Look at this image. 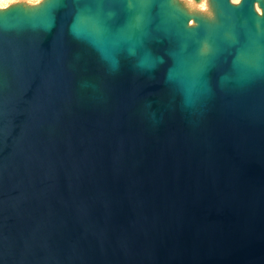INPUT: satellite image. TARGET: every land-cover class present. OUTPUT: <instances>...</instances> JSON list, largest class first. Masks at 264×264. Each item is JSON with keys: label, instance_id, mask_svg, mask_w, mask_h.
I'll return each instance as SVG.
<instances>
[{"label": "water", "instance_id": "95a60500", "mask_svg": "<svg viewBox=\"0 0 264 264\" xmlns=\"http://www.w3.org/2000/svg\"><path fill=\"white\" fill-rule=\"evenodd\" d=\"M0 264H264V0L0 7Z\"/></svg>", "mask_w": 264, "mask_h": 264}, {"label": "bare ground", "instance_id": "6f19581e", "mask_svg": "<svg viewBox=\"0 0 264 264\" xmlns=\"http://www.w3.org/2000/svg\"><path fill=\"white\" fill-rule=\"evenodd\" d=\"M1 1H2V0H0V2H1ZM8 1L10 2V0H4V3H0V7H1V6L3 7V6H5V5H7V4L9 3ZM11 1H12V0H11ZM28 1L32 2L31 0H28ZM34 1H35V0H34ZM34 1H33V2H34ZM36 1H38V0H36ZM184 1L187 3L188 6L196 7L197 9H199V10H201V11H205V10H207V9H206L207 6H206V4H205V1H206V3H207V0H200L198 3L194 2V0H184ZM202 1H203L204 3H203V5L200 6L199 4H200V2H202ZM237 1H238V0H233L234 3H236ZM198 6H199L200 8H202V9H200Z\"/></svg>", "mask_w": 264, "mask_h": 264}, {"label": "rangeland", "instance_id": "374dc122", "mask_svg": "<svg viewBox=\"0 0 264 264\" xmlns=\"http://www.w3.org/2000/svg\"><path fill=\"white\" fill-rule=\"evenodd\" d=\"M16 1H26V2H29V3H36V2H38L39 0H38V1H36V0H35V1H34V0H31L32 2H30V1H28V0H12V1L10 0V2L8 1V2H9L8 4L13 3V2H16ZM33 1H34V2H33ZM0 3H4V0H2ZM203 3H204V2L202 1V2H200L199 5H200V6L203 5ZM8 4H7V5H8ZM205 4H206V6H207L206 1H205ZM5 6H6V5H5ZM1 7H2V6H1ZM3 7H4V6H3ZM206 9H207V7H206Z\"/></svg>", "mask_w": 264, "mask_h": 264}, {"label": "flooded vegetation", "instance_id": "af4514ba", "mask_svg": "<svg viewBox=\"0 0 264 264\" xmlns=\"http://www.w3.org/2000/svg\"><path fill=\"white\" fill-rule=\"evenodd\" d=\"M199 7V6H198ZM200 8V7H199ZM200 9H202V8H200Z\"/></svg>", "mask_w": 264, "mask_h": 264}]
</instances>
